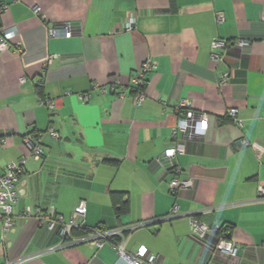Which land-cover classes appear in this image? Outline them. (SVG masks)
<instances>
[{
    "label": "crops",
    "instance_id": "0c3cea01",
    "mask_svg": "<svg viewBox=\"0 0 264 264\" xmlns=\"http://www.w3.org/2000/svg\"><path fill=\"white\" fill-rule=\"evenodd\" d=\"M0 3L7 5L0 29L16 28L11 47L0 51V135L7 134L0 172L12 162L21 170L14 230L4 234L0 222V264L117 263L109 243L58 247V228L25 215L52 209L67 223L78 203L85 212L74 219L72 237L82 236L73 235L78 228L143 222L124 233L129 255L144 245L162 264H264V199L258 197L264 186V0ZM130 17L135 26L126 30ZM52 28L71 35H50ZM214 38L251 45L214 62ZM51 53L56 58L45 65ZM147 59L154 67L146 98L135 106L131 79ZM227 69L229 78L220 84ZM182 99L206 119L192 121L185 152L175 159L179 176L192 183L172 194V173L158 157L172 145L185 112L177 106ZM230 108L237 109L236 120ZM28 133L40 135L39 160L29 156ZM177 137L183 138L180 131ZM240 140L263 146L260 155ZM191 214L224 230L200 238L190 230ZM220 235L235 244L234 256L215 250Z\"/></svg>",
    "mask_w": 264,
    "mask_h": 264
},
{
    "label": "built area",
    "instance_id": "2783aa9c",
    "mask_svg": "<svg viewBox=\"0 0 264 264\" xmlns=\"http://www.w3.org/2000/svg\"><path fill=\"white\" fill-rule=\"evenodd\" d=\"M7 9L6 4L0 3V14ZM224 19L222 13L216 14V21L221 22ZM135 26V18L130 17L125 23V29L131 30ZM50 35L54 36H70L71 31L67 28H52L48 31ZM16 36L15 27H6L0 29V51L7 50L11 47V42ZM251 41L247 39H221L214 38L211 42L210 47V59L214 62H224L225 53L232 48L238 49L239 51H244L249 49ZM19 47L16 50L19 51ZM56 55L54 53L49 54L46 57L45 65L52 63ZM154 67V63L147 59L145 60L136 74L131 79V90H132V102L135 106L140 105L146 98V85L147 76L150 70ZM230 75V70L227 69L220 75V84L225 83ZM123 90L120 95L125 94ZM80 98L84 101L88 99V94L84 93L80 95ZM40 103L44 104L48 109L54 107L52 100H41ZM178 109H185L183 115L178 118L176 128L172 132L173 141L172 145L165 148L162 154L158 157L159 161H163L166 167L172 173V177L169 181V191L172 194H176L179 190L187 188L191 185L192 180L190 178H181L179 175L181 173L180 167L176 164V157L178 154L185 152V139L190 138L191 123L196 118L201 122L205 121V114H197L193 112L190 108V103L186 99H182L177 104ZM236 108H230L229 115L236 120ZM181 132L183 138L177 137V132ZM50 134L57 136V134L50 129ZM7 134L0 135V146L6 143ZM25 145L28 149L29 156L34 160H39L42 155V146L40 142V135L35 133H28L24 137ZM240 145L250 146L254 151L260 155L263 146L257 143H250L246 140H240ZM25 162V159L21 160V164ZM19 166L12 162L8 164L3 172H0V222L2 224V231L7 234L14 230L15 217L13 209L17 198L19 196V189L16 185L18 176L20 173ZM258 197L264 199V186H258ZM85 212V206L82 203H78L74 206L72 217L69 222H65L61 215L55 214V212L50 209L46 212L39 213L36 211L32 213L31 210L26 211L25 215H35L40 223H45L48 229L58 228L59 233L62 237V242L58 247H65L68 245L88 242L95 245L97 248H102L106 243H109L111 248L117 255L116 262L118 264H162L158 254L151 252L144 245H140L134 254L129 255L126 253L123 246V239L125 231H130L136 227L144 225V223L139 222L126 227L117 228H102V227H88V231L85 235L79 237H72L71 230L74 225V219L79 215H83ZM176 207L172 209V216L176 214ZM189 227L192 233L200 238H204L208 232L216 230V227H211L205 222L201 221L194 214L189 215ZM115 237H120L119 240H115ZM264 244V241H263ZM215 250L221 254L228 256H234L236 254L237 247L235 244L228 242L223 235H220L218 241L215 244ZM114 263V264H117ZM10 264V263H7Z\"/></svg>",
    "mask_w": 264,
    "mask_h": 264
},
{
    "label": "trees",
    "instance_id": "16d2710c",
    "mask_svg": "<svg viewBox=\"0 0 264 264\" xmlns=\"http://www.w3.org/2000/svg\"><path fill=\"white\" fill-rule=\"evenodd\" d=\"M121 208H122V206H121ZM94 227H100L99 225H97V226H94ZM222 227L223 226H221L218 230L216 229V231L218 232V233H220V232H222L224 229H222ZM214 228V227H213ZM87 231L86 230H84V229H82V228H78L77 230L76 229H74V231L72 232L73 233V235L74 236H79V235H83V234H85Z\"/></svg>",
    "mask_w": 264,
    "mask_h": 264
}]
</instances>
